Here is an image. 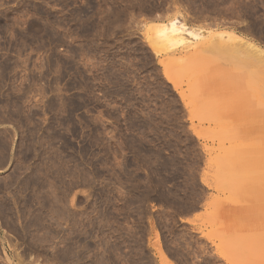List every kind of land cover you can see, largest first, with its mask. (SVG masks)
I'll list each match as a JSON object with an SVG mask.
<instances>
[{
    "label": "rangeland",
    "instance_id": "1",
    "mask_svg": "<svg viewBox=\"0 0 264 264\" xmlns=\"http://www.w3.org/2000/svg\"><path fill=\"white\" fill-rule=\"evenodd\" d=\"M219 33L263 57L264 0H0V264H264V59Z\"/></svg>",
    "mask_w": 264,
    "mask_h": 264
},
{
    "label": "bare ground",
    "instance_id": "2",
    "mask_svg": "<svg viewBox=\"0 0 264 264\" xmlns=\"http://www.w3.org/2000/svg\"><path fill=\"white\" fill-rule=\"evenodd\" d=\"M247 5V4H246ZM148 27H150V30H152V32L154 33L153 35H154V40H153V46H163V45H165V46H167V47H178V46H182V47H186V48H192L193 47V49H194V47H196V49L199 47H197L196 45H199V44H203V43H207V41H204L205 39H207V36H208V34L209 33H207V32H203V31H201V30H198V29H193V28H190V27H188L187 26V24L185 23V20L183 19V18H179V17H175L174 19H171L168 23H161V24H150ZM209 36H211V40L213 41V42H218L219 43V45H216L215 43V45L213 44V46H212V44L210 45L209 43L206 45L207 47H208V45H210L209 46V48L212 46L213 47V50H216L215 52L218 54V56H219V58H224L225 60H226V62L228 61L229 62V64L230 63H234V65H235V62H237V63H239L240 61L239 60H241V57H240V52L239 51H241L240 49H243V47H245L246 48V50L248 51V53H249V51H250V53L251 54H253V57L255 56V57H257V54L259 55H261L262 54V52H261V50L258 52V50L254 47V46H252V44H251V46H249L248 44L249 43H247V42H245L244 41V43L243 42H240L241 41V39L239 38V37H237V36H235V35H232V34H227V33H219V34H214V35H212V34H210ZM211 40H208V41H211ZM240 40V41H239ZM204 41V42H203ZM211 41V42H212ZM243 41V40H242ZM210 42V43H211ZM233 43V42H238V43H240V44H238V46H239V48H237V49H239V51L236 49V51L235 50H231V49H229V48H227L226 46H223V45H220V44H225V43ZM217 43V44H218ZM236 44V45H237ZM159 46V47H160ZM164 46V47H165ZM238 46H236V47H238ZM233 47H235V46H233ZM241 47V48H240ZM245 48L243 49V50H245ZM212 50V49H211ZM246 50H245V52H246ZM261 52V53H260ZM243 53V52H242ZM247 52H246V54L249 56V55H251V54H248ZM244 54V53H243ZM214 55H216V54H214ZM246 55V56H247ZM243 56H245V55H243ZM242 56V57H243ZM248 56H247V60H246V62L247 61H249L248 63H250L251 61L250 60H248V59H250V58H248ZM217 57V56H216ZM249 57H251V56H249ZM264 57V56H263ZM263 57H261V56H259V57H257L258 59L260 58H262V59H264ZM243 59H244V57H243ZM242 59V60H243ZM259 59V60H260ZM221 60V59H220ZM241 60V61H242ZM256 61V60H255ZM262 61V60H261ZM218 62V61H217ZM220 63V62H219ZM253 63H254V61H253ZM243 66H245V65H242V68H244ZM247 66V65H246ZM249 67V66H248ZM233 68H236V67H233ZM246 68V67H245ZM241 69V68H240ZM237 70V69H236ZM247 70V69H246ZM252 70V69H251ZM248 71H250V70H248ZM247 71V73H249ZM255 71V73L254 74H259L260 72L258 71V72H256V70H254ZM241 72H243V71H241ZM246 72V71H245ZM253 74V73H252ZM262 74V73H261ZM249 75H250V73H249ZM251 77H253V76H251ZM251 77H249V78H251ZM248 78V77H247ZM246 78V79H247ZM253 79H255L254 77H253ZM248 80V79H247ZM262 90V89H261ZM250 143V142H249ZM236 152V151H235ZM240 155V154H239ZM247 155V154H246ZM260 155V154H259ZM242 158V157H241ZM4 159V158H3ZM237 162V161H236ZM222 163H223V161H222ZM2 165V164H1ZM223 165V164H222ZM234 167V166H233ZM234 169V168H233ZM223 171V170H222ZM221 174V173H220ZM224 174V173H223ZM227 174V173H226ZM238 174H239V172H238ZM222 175V174H221ZM225 175V174H224ZM234 175H236L235 173H234ZM233 176V175H232ZM223 177V176H222ZM229 177V176H228ZM263 177V176H262ZM236 178H238V175H237V177ZM231 179V178H230ZM229 179V180H230ZM247 179V178H246ZM236 180H238V179H236ZM225 182V181H224ZM235 182V181H234ZM227 183V182H226ZM228 183H231V180L230 181H228ZM234 184V183H233ZM259 184V183H258ZM240 185V184H239ZM260 186V185H259ZM241 187V186H240ZM248 187V186H247ZM237 190V189H236ZM241 190V189H240ZM244 190V189H243ZM253 242V241H252ZM254 243V242H253ZM251 245V244H250ZM255 245V244H254ZM252 247H253V245H252ZM251 247V249L253 250V249H255V247H256V245H255V247L254 248H252ZM250 249V248H249ZM247 251H249V250H247ZM255 251H256V249H255ZM254 252V251H253ZM255 253V252H254ZM256 254V253H255ZM254 254V255H255ZM251 255V254H250ZM254 255H252V256H250L251 258H254L253 256ZM247 258V257H246ZM248 258H249V256H248ZM256 259V258H255Z\"/></svg>",
    "mask_w": 264,
    "mask_h": 264
}]
</instances>
